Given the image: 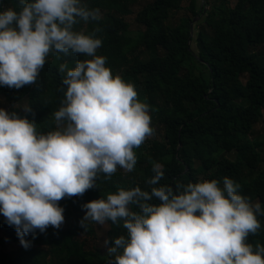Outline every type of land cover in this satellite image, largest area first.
<instances>
[{
  "label": "clouds",
  "instance_id": "9594fccd",
  "mask_svg": "<svg viewBox=\"0 0 264 264\" xmlns=\"http://www.w3.org/2000/svg\"><path fill=\"white\" fill-rule=\"evenodd\" d=\"M20 10L0 11V85H34L50 53L83 54L66 72L64 103L54 113L55 130L37 131L35 121L0 108V214L16 229L20 243L36 231L64 223L59 201L82 196L100 174L110 179L117 167L134 170L138 148L153 133L149 105L134 85L106 67L96 55L102 40L75 31L81 20H99V9L80 0H20ZM30 111V108H25ZM149 185H159L163 165L154 162ZM228 177L187 185L139 186L82 205L88 221L104 225L123 221L127 237L114 238L110 264H264V245L249 235L261 227L259 202L240 194ZM155 198L158 205L151 203ZM135 205L139 211H132ZM109 241L105 240V244Z\"/></svg>",
  "mask_w": 264,
  "mask_h": 264
},
{
  "label": "trees",
  "instance_id": "16d2710c",
  "mask_svg": "<svg viewBox=\"0 0 264 264\" xmlns=\"http://www.w3.org/2000/svg\"><path fill=\"white\" fill-rule=\"evenodd\" d=\"M186 0H151L138 12L136 22L144 30L135 35L125 18L140 0H80L89 9H99L100 19L80 21L75 31L95 34L102 40L96 55L106 57V67L115 76L134 85L138 99L149 105L153 133L133 151L137 162L133 171L117 167L110 179L100 174L96 186L82 196L64 198L58 203L70 221L66 229L51 226L36 231L21 245L16 229L0 214V264H110L114 257L87 248L96 234L95 222L80 226L85 215L82 205L106 199L119 188L187 185L216 179L223 185L228 177L240 184V194L259 202L264 210L263 143L254 141L256 126L264 120V0H191L201 19L184 17L175 27L167 25L171 13L178 12ZM20 10V0H0L5 8ZM194 31H197L194 35ZM83 54L50 53L37 83L20 89L0 85L9 113L35 121L37 131L55 130L54 113L64 103L66 72L61 63L75 67L77 60L91 59ZM240 76H246L243 83ZM29 107L30 111L25 108ZM154 162L163 165L159 185L147 181L154 175ZM151 203L158 205L153 198ZM132 211H139L135 205ZM257 234L249 243L264 245V214ZM109 224V247L114 238L127 237L123 221ZM7 243L20 247L12 254Z\"/></svg>",
  "mask_w": 264,
  "mask_h": 264
},
{
  "label": "rangeland",
  "instance_id": "374dc122",
  "mask_svg": "<svg viewBox=\"0 0 264 264\" xmlns=\"http://www.w3.org/2000/svg\"><path fill=\"white\" fill-rule=\"evenodd\" d=\"M151 0H140V3L135 5L133 7V13L125 18V20L130 24V31L133 35H135L140 30H144V28L139 25L136 22V16L138 12L145 6L146 3L150 2ZM235 0H231L229 2L230 6H234ZM203 3V0H197V7H201ZM196 11V7L192 8V2L191 0H186L183 5L182 9L178 12L171 13V16L167 20V25L170 27H175L178 24H180V20L184 17H190L194 20V26H196L200 22V18L196 15L194 12ZM197 31H194V35H196ZM240 79L243 83H246L247 77L246 76H240ZM8 107V104L6 103V100L4 96L0 95V108L6 109ZM254 141H260L263 143V148L261 149V156L263 158V166H264V120L260 122L255 130L254 134L252 136ZM64 215V214H63ZM64 223L61 225L60 229H66L70 225V221L67 219V217L64 215ZM96 227V234L97 236L94 239L89 240L87 248L90 250H95L103 255L108 254L107 249L109 247L108 244H105V240H107V233L109 230V224L106 222L104 225L95 224ZM3 236L2 232L0 231V238ZM20 245L18 244H11L7 243L5 246V251L7 253L12 254L15 252Z\"/></svg>",
  "mask_w": 264,
  "mask_h": 264
},
{
  "label": "water",
  "instance_id": "95a60500",
  "mask_svg": "<svg viewBox=\"0 0 264 264\" xmlns=\"http://www.w3.org/2000/svg\"><path fill=\"white\" fill-rule=\"evenodd\" d=\"M195 22L192 23V25L194 24Z\"/></svg>",
  "mask_w": 264,
  "mask_h": 264
}]
</instances>
